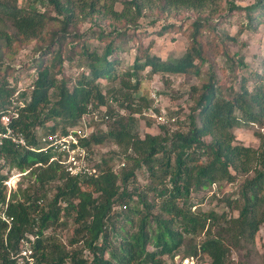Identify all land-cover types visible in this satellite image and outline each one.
I'll list each match as a JSON object with an SVG mask.
<instances>
[{
  "label": "trees",
  "instance_id": "obj_1",
  "mask_svg": "<svg viewBox=\"0 0 264 264\" xmlns=\"http://www.w3.org/2000/svg\"><path fill=\"white\" fill-rule=\"evenodd\" d=\"M229 2L230 11L244 12V30L255 31L264 22V0L243 7ZM215 3L123 0L122 9L117 10L114 3L100 0H0V115L16 110L17 117L8 125L35 149L40 147L42 136L66 132L89 115L93 130L81 143L88 150V164L97 171L96 176L70 175L61 164L49 162L50 150L34 151L5 139L0 145V202L5 200L2 182L11 171L26 173L11 193L7 212L13 222L6 243L0 227V264H27L18 263L13 256L20 249L21 238L32 247V264H164L169 263L165 256L172 259L183 246L182 256H194L195 264H201L204 255L208 264H228L233 250L247 249L254 243L264 221V132L258 133L260 143L254 148L238 143L233 128L242 121L262 123L264 73L254 72L243 56L234 59L230 55L226 41L237 40L236 36L228 35L220 24L209 29L212 53L221 51L233 69L243 71L238 88L224 96L210 71L190 112L179 122L188 126L186 131L169 133L165 125L161 126L163 134L140 137L134 131L133 116L141 114L142 103L147 102L135 93L145 67L152 75L200 76L198 62H210L202 39L207 29L199 17L190 24L188 45L180 57L164 60L150 53V45L143 47L136 29L142 8L157 4L161 11L197 12ZM75 8L87 9V14L103 9L107 16L108 30L94 33L103 44L100 52L89 48L87 37L91 35L74 30ZM171 28L175 26L159 32ZM127 29H135L134 34L127 37ZM31 40L38 41L36 51L40 53L32 60L33 79L28 88L17 89V76L12 80L8 76L20 69L5 65L4 60L14 56L13 46ZM124 43L137 46L133 63L122 73L118 87L103 91L99 80L116 79L117 53ZM70 51L86 59L88 69L71 87L63 70L65 60L71 61L73 56ZM82 64L80 68H84ZM3 128L0 121V131ZM105 141L129 151L126 158L132 166L117 173L105 154L95 158L94 147ZM139 171L145 172L147 183H138ZM223 181L238 183L235 199L225 198L237 215L197 208L192 193ZM49 189L53 190L51 197ZM69 225L68 242L46 233ZM198 236L202 239L196 241Z\"/></svg>",
  "mask_w": 264,
  "mask_h": 264
},
{
  "label": "rangeland",
  "instance_id": "obj_2",
  "mask_svg": "<svg viewBox=\"0 0 264 264\" xmlns=\"http://www.w3.org/2000/svg\"><path fill=\"white\" fill-rule=\"evenodd\" d=\"M100 1H105L106 4L114 3V8L117 10H121L123 6V0ZM229 1H233L235 5L243 7L252 4L255 0H216L214 5H208L202 11L197 12L187 9L161 11L157 4H151L142 8V16L137 21L136 29H138L139 41L143 47L145 48L150 45V53L164 60L180 57L188 45L190 24L199 17L207 29V31H204L202 39L205 42L210 62H198L202 72L200 76L167 73L152 75L149 74V67H145L140 74L142 81L139 89L135 93L140 94L147 102L142 103V113L133 116L136 118L134 131L140 137H144L146 133L163 134L162 125L168 128L169 133L175 130L186 131L188 126L185 124L181 125L179 122L190 112L194 105V98L200 92L207 73H214V77L217 79V88H219L224 96H229L231 89L238 88L239 77L243 71L239 70V68L233 69L231 62L223 56L221 51L212 53V46L209 43L211 39L209 29L214 28L215 25L220 24L228 35L236 36L237 40L226 41L230 55L234 59H237L238 56H243V62L249 65L254 72L261 71L264 73V66L262 65V61L264 60V22L255 31L244 30V27H246L244 12L230 11ZM37 7L43 9L39 4H37ZM98 15L103 19L96 18ZM73 19L74 30L85 34V36L91 35L87 37L89 48L100 52L103 44L99 42L94 33L104 29L105 31L108 30L106 24L108 20H106L107 16L104 15L103 9L99 13L87 14V9L82 12L79 8H75ZM57 25L58 23L56 22L53 27ZM168 25H174L175 28L166 30L163 33L159 32L161 29L168 27ZM241 29L242 31H240ZM134 31L135 29H127L125 34L127 37H130L134 34ZM141 31L144 32L141 33ZM37 45V40L23 43L20 47L15 45L12 49L14 56L4 60L5 65L20 69L13 72L12 76H8L9 80L17 76V89L28 88L31 84L34 75L32 60L36 59L40 54L36 51ZM135 47L137 46L133 43L122 44L117 53L118 62L114 67L116 79L113 81L106 79L99 80L103 91L119 86V80L121 77H124L122 73L133 63L136 53ZM68 53L73 54L71 51ZM79 63H83L84 68H80ZM84 63H86V59H80L77 54H73L71 61L65 60L63 67L64 80L69 87L72 86L80 73L88 71ZM99 110L103 111L104 107L99 108ZM123 112L124 114H129L128 110H123ZM97 115L100 116L101 112ZM170 115L174 116L170 117ZM92 130L93 128L90 127L86 128L83 132L90 133ZM233 132L238 143L257 148L260 143L258 133L264 132V116L261 124L245 123L242 121L240 125L233 128ZM93 150L95 158H100L101 155L105 154L109 159L110 165L117 173H120L122 167L129 168L132 166V161L126 158V155H129L130 152H125L123 147L110 141L96 145ZM16 171L14 169L11 172ZM136 177L138 183L145 184L148 181L144 171H139ZM22 185V187H25V183ZM237 186L238 183L235 181L233 183L226 181L217 182L205 190L192 193V200L196 203L197 208L202 211H215L218 214L223 213L225 215L236 216L237 211L228 206L225 198L233 196V199H235L234 191ZM51 195H53V190L49 189L48 196L51 197ZM71 228L72 225L64 229L50 228L46 233H54L62 242H68ZM201 239V236L195 238L196 241ZM183 247L185 248V246ZM183 247L180 249L183 250ZM181 251L179 254L183 255ZM165 259L166 261H171L169 256H165ZM202 259L201 264H208L207 256L204 255ZM228 264H264V221L256 233L254 243L247 249L233 250Z\"/></svg>",
  "mask_w": 264,
  "mask_h": 264
},
{
  "label": "built area",
  "instance_id": "obj_3",
  "mask_svg": "<svg viewBox=\"0 0 264 264\" xmlns=\"http://www.w3.org/2000/svg\"><path fill=\"white\" fill-rule=\"evenodd\" d=\"M13 117H17L16 110L14 109L8 110L6 113L0 115V121L4 125L3 130L0 131V145L3 144L5 139H8L16 145H21L34 151L47 152L50 150L52 154L49 162L56 161L61 164L70 175H97L96 169L88 164L89 153L87 148L81 143V139L89 135V133L83 131L86 128L92 127L88 124L89 115L83 116L80 125L69 127L66 132L55 131L42 136L41 145L37 149L30 147L23 134L15 131L8 125V122ZM25 173L11 172L8 178L2 182L5 200L4 202H0V227H2V238L5 243L7 242V236L13 222V216L7 212L11 201V193L15 190L19 177ZM13 256L18 258V263L27 261V264H32L34 262L32 247L25 238L20 239V249ZM195 262L196 259L192 255L182 256L176 254L169 263L164 264H195Z\"/></svg>",
  "mask_w": 264,
  "mask_h": 264
}]
</instances>
